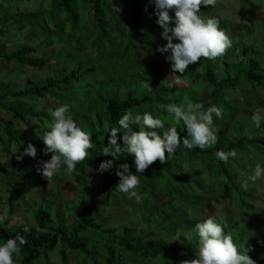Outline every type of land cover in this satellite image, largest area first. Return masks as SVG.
Returning a JSON list of instances; mask_svg holds the SVG:
<instances>
[{"label":"rangeland","instance_id":"obj_1","mask_svg":"<svg viewBox=\"0 0 264 264\" xmlns=\"http://www.w3.org/2000/svg\"><path fill=\"white\" fill-rule=\"evenodd\" d=\"M10 1H13V5L21 2L18 9L10 8L6 12ZM48 1L0 0V30L3 32L0 35V46L5 45V52H9L16 46L28 44L35 48L31 53L32 57L49 59L43 68H29L17 63L0 61V92L23 88L29 80L41 83L55 76L62 63L70 58L83 60L95 66L96 70L93 79L84 85H87V90L83 95L81 92L70 93L64 88L55 96H45L34 102H20L23 106H32L36 111L55 108L62 104L57 98L62 93H69L71 99L68 104L71 105L73 118L91 134L90 126L94 125L95 113L98 112L95 97L110 89L112 85H115L118 91L136 89L138 94H141V102L133 113L148 110L156 116V91L164 84L178 90L182 103L185 101L192 103L193 98L206 102L211 99L213 87L208 82H194L190 78L191 73L204 72V62L197 61L189 65L183 74L172 73L165 54L157 50L159 46L167 43L161 36L162 28L156 23L157 17H152V29L135 36V42L125 56L124 38L120 39L119 32L126 31V22L117 5L112 2L109 12L113 16V21L108 29L113 35V44L106 51L99 53L92 47L95 35L92 24L87 19V5L84 2H77L78 11L81 12L80 24L83 25L87 20V30L82 33L77 31L73 37L77 45L69 43V52H63L56 43L44 44L51 37L60 40L55 34L46 37L42 28L44 14L42 3ZM200 14L205 18L219 17L220 27L233 41V46L228 49L225 58L220 56L210 60L219 78L226 75L224 72L226 64L240 62L250 55L251 48L256 49L257 52L253 56L257 63L262 65L261 71L264 70V0H218L215 8L202 6ZM170 15H174V12L170 11ZM146 79H149L153 88L151 91L142 87V81ZM222 95L225 98H221L222 102L220 101L218 106L223 109L224 115L222 119L215 120L219 137V142L213 146L216 150L223 149L226 143L235 142L238 133H243L250 125L255 126L252 121L253 111L258 107L264 108V87H252L247 82H241L237 88L225 90ZM75 97L82 99L78 102V104L82 102L79 110L73 107L77 102ZM10 118V114L0 111V119ZM251 128L253 127L250 126L249 129ZM14 129L25 140L39 136L43 141L41 136L47 128L38 125L36 121H29L27 125L16 122ZM134 130L138 129L134 126ZM256 131L258 137L264 138V127ZM1 133L3 141L6 142L2 127ZM117 135L122 137L123 133ZM42 143L45 146L44 142ZM118 143L123 146L122 139L118 140ZM1 149L0 147V224L7 228L34 225L38 208L48 205L52 214L51 225L56 226L60 221L63 230L67 231L75 223L74 213L81 207L89 205L92 200L84 191V187L91 190L93 198L103 195L99 173L86 165L88 157L83 162H78V169L73 173L75 181L64 169L47 180L37 171V167L40 162L48 160L51 153L41 155L38 160L28 158L22 161L17 159L22 153L15 146L9 147V153H4ZM239 151L237 158L230 162L234 186L217 175L213 159L205 161L203 166L193 164V168L184 163L177 171L184 182L178 183L176 187L172 181L164 183L165 176L159 164L153 168L149 167L140 174V183L146 190L144 193L136 190V197H130L127 193L121 197L120 193H113L106 208L98 204L96 207L101 212L95 220L100 228L88 229L81 236L87 248L94 249L97 264H105V243L112 236H121L125 229H131L134 238L142 237L144 241L162 240L178 244L192 241L197 249L198 236L194 225L208 215L216 216L226 229L230 228L240 250H246L249 246L247 248L244 246V249L242 245L244 243L251 245L253 237L258 239L262 247L261 255L264 256V179L255 183L249 181L247 187L243 186L255 164L257 162L264 164V156L250 152L241 156L242 153ZM108 159H113V166L118 161L111 155H108ZM171 192H176L178 196L172 198L175 193L172 195ZM12 194L17 198L13 201L14 211L11 212L8 200ZM172 205L181 210L180 214L157 225L162 211ZM60 245L59 241L57 246L48 252V264H63L60 260ZM109 245L116 251L118 264H165V261H171V258L163 256L139 258L133 253L125 252L115 242ZM141 245L140 243L139 247ZM16 259L18 262L19 258ZM35 264H45V261L39 258ZM66 264L90 263L79 250H67ZM177 264H184L182 255L178 257Z\"/></svg>","mask_w":264,"mask_h":264},{"label":"trees","instance_id":"obj_2","mask_svg":"<svg viewBox=\"0 0 264 264\" xmlns=\"http://www.w3.org/2000/svg\"><path fill=\"white\" fill-rule=\"evenodd\" d=\"M1 1L4 2L6 0ZM20 2L13 5V1H10L8 9H5L6 12H8L10 8L18 9ZM77 2H84V4L87 5V19L88 21L90 20L93 35H95L92 47L99 53L106 51V49L110 48L113 44V35L108 29V26L112 24L113 21V16L109 12L112 2L117 5L126 22V31L120 30L119 32L120 39L124 38L125 56L128 55V50L133 46L135 36L138 33H144L145 30L152 29V17H156L154 14L155 5L152 0H49L47 3H42V7H44L42 28L45 31L46 37H51L50 34H55L60 37V40H55L51 37L50 40H46L44 44H48L49 42L56 43V45L60 47V51L63 52H69V43H71V45H77V41L73 40V37L76 36V32L80 31V33H82L87 30V20L83 25L80 24L81 12L78 11ZM50 26L52 28H50ZM66 28H69V30L67 31ZM2 33L3 32L0 30V35ZM34 51V47L24 44L16 46L9 52H5V45H1L0 61L4 63H17L29 68L45 67L49 59L32 57L31 53ZM256 52V49L251 48L250 55L240 62L224 65L227 68L224 70L226 75L223 78L217 76L210 60L202 57L200 61L204 62V72L191 73L190 78L194 82H208L213 87V90L211 99L208 102L193 98V100H191L192 103H203L205 108L211 104L219 105V102H222V99L225 98L222 95L224 91L237 88L241 82H247L252 87H264V74H261L264 70L261 71L262 65L258 64L253 56ZM227 53L228 50L222 57L225 58ZM69 55H73V53H69ZM200 61H198V63H200ZM95 70V66L83 60L70 58L62 63L55 76L41 83H33L29 80L27 85L23 88L0 92V111L10 114L11 116L9 120L0 119L1 150L4 153H9V147L12 145L23 154V150L27 147L28 143H32L37 148V156L33 158L30 155H24L22 161H26L28 158L38 160L41 155L45 154L43 152L45 148L42 143L43 141L40 140L39 136L30 138L29 140L21 138L14 129V125L16 122L27 125L29 121H36L38 125L47 128L48 124L46 121L51 122L52 118L48 115L49 109H40L36 111L32 106H23V104H21L22 101L34 102L45 96H55L57 93L62 92L64 88L70 93L81 92L83 95L87 90V85H84L87 81L93 79ZM72 86L76 87L71 88ZM114 86L115 85H112L110 89H107L104 93L97 94L95 97L98 112L95 113L94 125L90 126V135L94 142V148L89 150V159L86 164L87 166L93 167L99 173L103 195L93 198L91 190L84 187V191L92 200L89 205L81 207V209L74 213L75 223L67 231L63 230V225L60 221L56 226L51 225L52 214L48 205L44 208H38L34 225L27 226L29 231L24 230L25 226L7 228L0 224V242L6 241L17 233L23 235L27 240V243L22 247V252L18 257L19 260L17 264H35L39 258H42L45 264H48V252L52 251L59 241L61 242L60 260L63 264H66L67 250H79L88 259L90 264H97L94 256V249H88L86 243L81 239V236L85 234L88 229L98 230L100 228L95 220L96 216L98 217L101 212V210L96 207L98 204L106 208L111 194L120 193L121 197L124 196V193L120 192L117 185L120 178L116 175V169L119 164L124 162L133 164L132 171L136 173L133 156L132 154L128 155L126 152L121 154L120 159L110 170L104 173L98 171L100 163L104 160H108V155H104L103 148L108 143L110 129L114 126H118V120L125 111L129 109L133 111L141 102V94H138L136 89L118 91ZM180 97L176 88L170 87L167 84L161 85L156 91V116L164 119L167 124L174 123L172 116L167 113L166 108L169 103H182ZM69 99H71L69 93H62L61 96L57 98V101L69 103ZM75 99L77 102L73 104V107L79 110V105L82 102L79 104L78 102L82 99L79 97H75ZM250 126L253 128L249 129ZM250 126L243 133H238L235 142L226 143L223 150L227 151L235 148L237 151L240 150L239 152L242 153L240 154L241 156L247 152L264 156V138L256 135L258 132L256 131L258 129L256 126ZM1 127L3 134L6 136V142L2 139ZM177 127L181 130L182 136L186 135L182 122L177 125ZM261 127H264V124H262ZM250 130L251 132H249ZM215 151V147L206 149L197 147L192 150L181 149L174 156L169 157L168 161L161 163L157 160L149 167L153 168L160 164L165 176L164 183L172 181V184L176 187L178 183L184 182L183 177H179L177 174V171L183 167L184 163H187L193 168V164L203 166L205 165V161L213 159L217 175L234 186V176L230 167V162L233 159H230L228 163H224L214 157ZM189 181L192 183V180L189 179ZM137 190H140L142 193L146 191L142 183L137 186ZM173 193H175V196L172 198H175L176 195L178 196L176 192ZM16 198L17 196L13 194L9 197L8 203L11 212L14 211L13 201ZM180 211L179 208H174L173 205L167 210H163L161 216L158 218L157 225L169 221L180 214ZM226 231L231 232L230 228L226 229ZM133 235L134 233L131 229H125L121 236H112L106 242L107 244L105 243V264H118L116 251L109 245L113 242L117 243L125 252L133 253L139 258L159 256L171 258V261L167 260L165 264H177L180 255H182L183 262L186 264V261L193 259L195 256L196 249L192 241L184 244L166 243L162 240L144 241L142 237L134 238ZM140 243L142 244L141 247H139ZM244 246H246V248L249 246L247 248L249 255L257 264H264V256L261 255L262 247L258 239L253 237L251 245L244 243L242 248L245 249Z\"/></svg>","mask_w":264,"mask_h":264},{"label":"clouds","instance_id":"obj_3","mask_svg":"<svg viewBox=\"0 0 264 264\" xmlns=\"http://www.w3.org/2000/svg\"><path fill=\"white\" fill-rule=\"evenodd\" d=\"M155 5L156 23L162 28L161 36L167 41L158 47L161 54H165L170 62L172 73H185L189 65L200 61L201 58L214 60L223 56L233 46L232 38L220 27L217 16H201V8L211 6L215 8L218 0H152ZM170 11L174 15H170ZM182 76V75H178ZM179 82L178 80L176 81ZM142 87L148 91L153 88L149 79L142 81ZM167 113L172 116L174 123L167 124L164 119L155 116L152 111L144 110L133 113L131 109L119 118L118 126L110 129L108 143L103 148L104 155H111L116 160L125 152L132 154L133 164L124 162L119 164L116 175L120 178L118 188L120 192L130 197L137 196V186L140 184V173L159 160L168 161L181 149H206L219 142L218 129L215 120L223 118V109L215 104L205 108L203 103H169ZM51 122L43 132L41 139L45 144L43 152L52 155L37 167L47 180L66 170V174L75 181L73 173L78 169V162H83L94 148V142L89 132L75 120L71 114V105L59 104L49 109ZM252 121L257 128L264 121V108H256L252 114ZM183 123L186 135L181 134L177 125ZM134 126L138 130H134ZM123 133L118 137V133ZM122 139L123 146L118 143ZM24 155L37 156V148L28 143L18 160ZM235 148L227 151L217 149L214 157L224 163L237 158ZM113 167V159L100 163L98 171L104 173ZM264 179V164L257 162L251 175L244 182L253 183ZM198 236L197 249L193 259L186 264H257L248 254V249L240 250L230 231L216 216L208 215L194 225ZM25 231H29L25 226ZM27 243L25 237L19 233L0 242V264H17V257L21 255L22 247Z\"/></svg>","mask_w":264,"mask_h":264}]
</instances>
